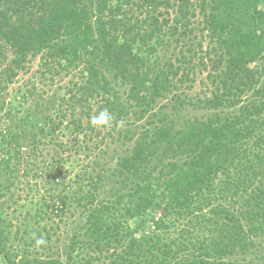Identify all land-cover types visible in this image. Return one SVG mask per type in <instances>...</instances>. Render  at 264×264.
<instances>
[{
  "label": "trees",
  "instance_id": "16d2710c",
  "mask_svg": "<svg viewBox=\"0 0 264 264\" xmlns=\"http://www.w3.org/2000/svg\"><path fill=\"white\" fill-rule=\"evenodd\" d=\"M196 30L205 35L197 45ZM37 56L45 72L80 79L29 107L36 89L8 103L0 130L4 264H240V255L264 264V0H0V112ZM209 65L210 94H183ZM190 107L200 115L185 113ZM104 109L112 116L106 132L90 123ZM57 133L72 136L71 148ZM114 138L130 145L103 164ZM41 145L95 155L92 170L77 188H63L70 158L40 164ZM29 156L34 177L58 196L26 209L13 230L7 210L18 212L14 189ZM73 206L81 221L64 256L41 258L60 228L52 214Z\"/></svg>",
  "mask_w": 264,
  "mask_h": 264
},
{
  "label": "rangeland",
  "instance_id": "374dc122",
  "mask_svg": "<svg viewBox=\"0 0 264 264\" xmlns=\"http://www.w3.org/2000/svg\"><path fill=\"white\" fill-rule=\"evenodd\" d=\"M171 17L173 18L174 14H171ZM193 35H195L194 37L195 45H197V43L199 42H202V38L205 37V35L203 36L198 30H196L194 34L191 35V37ZM171 39L172 37L170 33L167 32L165 36V41H166L165 44L171 43L172 45V46H167L165 48L168 53L169 51L170 53L173 51V45H175V42H171L172 41ZM203 45L204 47H207V42H203ZM162 53H163V49L161 48L158 54L161 55ZM199 59H200V56H199ZM195 63L198 64L199 60H196ZM42 64H43V61L41 60V56H37L35 59H32L27 64L26 70L19 74L18 78L15 79L13 84L10 85L9 89L4 94V98L6 99L5 105H7V107L5 108V110L0 112V130L1 129L5 130L6 118L4 116L7 115L6 113L10 109V106H8V103H10L12 101L11 99L15 97L16 95L18 97H21L22 95L28 96L27 94L28 91H31L32 89H36L34 97L32 96L28 97L29 102L27 104V107H29L33 103V101L38 98L37 95H41L43 97H47L51 95L54 96L58 92L62 93L66 89L65 88L66 85H68L72 81L76 82L78 79H80L77 72L75 71L68 72V71L60 70L59 75L55 74L54 70L52 74L47 73L44 71V68L41 67ZM211 67L212 65L208 66L209 68L208 72L207 70L204 73L197 72L196 76L194 77L195 82L192 85L193 88H191V90L185 89L183 94L189 95L190 98L193 97L192 98L193 100L198 99V98L203 99V97H205L206 95H209L210 92L206 90L208 86V84H206L207 83L206 76L209 72H212ZM52 77L54 78L52 79ZM168 99H170V96ZM167 102L168 100L164 99L160 101L159 106H162L166 104ZM188 109L189 110L185 111V113L188 112L189 114L191 113L192 115H200L201 113V111H193L191 107ZM185 113H182L181 115L182 118H180L181 120L186 119L187 114ZM181 120L177 119L176 121L178 123V121L181 122ZM137 127H139V125ZM99 129L102 130L103 132L107 131V128H99ZM114 135H115L114 137H116V134ZM82 137L83 136L79 138L80 143L82 141ZM71 138L72 136L70 135L67 137H64L61 133H57V139H59V142H62L63 144L68 143L67 146L69 148H71V142H70L72 140ZM128 145H130V143L126 145H121L119 142L116 141L115 138L113 142L109 141L108 146L103 147L105 154H101V162L103 164L104 163L110 164L113 161L114 162L113 165H114L118 157L125 155V151ZM41 147L43 148L42 150L43 155H37L36 157V158L41 159L40 164L43 159H47L49 162L52 163L51 157H55V158L57 157H64V158L67 157L68 158L69 157L70 158L68 164L65 166V168H63L64 170L62 171V174L65 175L64 177H61L64 179L63 188H66L70 185H71L70 191H72V189L75 187L77 188V185L75 184V182H78L79 175L83 174V171L86 170L85 168H87L88 171L92 170L89 164L92 162L95 155H92L91 157H86L83 152H81L78 155H75L74 151L73 152H70V151L62 152L60 151L61 149L56 147L55 145H52L50 147L49 145H47L46 148H44V146L41 145ZM56 151H58L61 155H55V153H57ZM81 151H83V149ZM46 154H51V155H46ZM34 160L35 158H31L30 156L27 157L26 164L28 165V168L30 170L26 171V168L21 169L19 179L17 182V187L14 189L16 198L13 200V203L15 204H13L12 207L17 208L18 212L16 213L12 212V209L7 210V212L9 213L11 217L10 219L12 223L14 224L13 230L17 228V226L15 225L21 224V221L23 220V217L25 216L26 209H29L30 207H37L35 206L34 203H38V202L42 203L44 199H47L48 201H54L57 199V196H58L57 192H53L51 194V192L49 191V194H47V190L49 186L48 184L46 185L45 177L43 178H39V176L38 178L34 177V173H33L34 170L31 171L34 165L33 163ZM41 166L45 167L44 165H41ZM119 187H120V184L118 183V179L116 177L110 179L108 189L112 193H114L116 189ZM64 192L65 191L61 190L60 194H63ZM19 205L21 206L24 205L26 207L22 209L21 206ZM81 212H82V208L80 209L77 206V207H74L72 211L68 210L64 214H61L60 216H55L52 214L53 220L51 221V224L53 225L58 224L60 228H58L56 233L53 235V241L50 247L51 249L47 250V252L40 250L38 253V256L42 258L44 257L45 254H48V253L64 256L65 246L69 244L70 238L75 233L77 226H79V221H81L80 219ZM72 214H75V215H72ZM130 225L131 227H134L135 221H131ZM57 239L59 241H56ZM237 258L239 259L240 264H245L248 260L250 261L249 256L240 255ZM0 264H4L2 259H0Z\"/></svg>",
  "mask_w": 264,
  "mask_h": 264
},
{
  "label": "clouds",
  "instance_id": "9594fccd",
  "mask_svg": "<svg viewBox=\"0 0 264 264\" xmlns=\"http://www.w3.org/2000/svg\"><path fill=\"white\" fill-rule=\"evenodd\" d=\"M112 116L107 109L100 111L97 115L93 116L90 123L96 128H109L111 126ZM45 244V240L41 237L36 240V245L40 246Z\"/></svg>",
  "mask_w": 264,
  "mask_h": 264
}]
</instances>
